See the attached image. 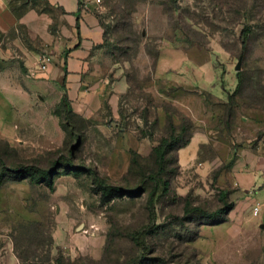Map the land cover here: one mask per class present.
Here are the masks:
<instances>
[{
  "label": "rangeland",
  "instance_id": "rangeland-1",
  "mask_svg": "<svg viewBox=\"0 0 264 264\" xmlns=\"http://www.w3.org/2000/svg\"><path fill=\"white\" fill-rule=\"evenodd\" d=\"M19 1L16 15L61 13ZM94 6L104 32L97 114L67 113L51 94L30 99L9 72L0 79V264H264V213L251 215L255 203L264 211V167L252 196L234 171L264 159V0ZM0 43L43 55L19 26ZM7 60L0 54V72ZM164 139L160 174L151 151Z\"/></svg>",
  "mask_w": 264,
  "mask_h": 264
},
{
  "label": "crops",
  "instance_id": "crops-1",
  "mask_svg": "<svg viewBox=\"0 0 264 264\" xmlns=\"http://www.w3.org/2000/svg\"><path fill=\"white\" fill-rule=\"evenodd\" d=\"M49 1L59 8L60 15L53 17L33 8H27L16 15L10 6L12 0H0V37L17 26L22 27L30 41L37 45V50L53 58L48 72L41 74L37 71V60L43 55L33 53L20 43L16 46L15 55L0 46L2 59L10 62L9 70L5 68L0 72V79L9 72L15 81V91L29 95L30 99L36 97L42 101L39 95L46 93L58 100L65 94L73 113L84 117L97 114L102 106L105 87L99 72L94 74L93 68L103 62L104 32L98 19L91 14V7L95 6L90 2H82V7H79L78 0ZM30 83L41 85V89L29 90ZM248 159V165L253 163L257 165L256 168L264 167V159ZM245 167L244 159L238 160L234 171L239 192L248 196L252 186L256 185V189L260 186L261 178L258 175L259 168L255 171L253 166H249L248 171ZM260 190H255L256 194ZM263 213L261 211L258 216L252 217L260 218Z\"/></svg>",
  "mask_w": 264,
  "mask_h": 264
},
{
  "label": "trees",
  "instance_id": "trees-1",
  "mask_svg": "<svg viewBox=\"0 0 264 264\" xmlns=\"http://www.w3.org/2000/svg\"><path fill=\"white\" fill-rule=\"evenodd\" d=\"M78 4H79V6L81 5V0H78ZM101 27H102V25H101ZM247 34H248V31L247 30H244L243 31V38H244V40H246ZM60 103L62 104V106L64 107V109H65V111L67 113H70L71 112L70 106H69V101H68L67 96L65 94L62 95V97L60 99ZM188 142L189 141H187L185 145H187ZM167 145H168V141L166 139H164V140H162L159 143L158 146H155L154 148H152V151H151V153H153L154 156H155V163H156V165H157V167L159 169L158 172L160 174L163 173V169H164L163 168L164 167V161H165L164 160V155H165V151L167 149ZM159 181L162 183L161 184V187L163 188V190H165L167 188V186H168V182L165 181V180H161V178L159 179ZM114 190L119 192L122 189L118 186V187H114ZM158 191H159V185H158V183L156 184V182H155V185L153 186V188H152V190L150 192V195H149V197H150V202L149 203H151L152 199L155 198V196L157 195ZM223 195H225L224 192H223ZM222 212H223V209H219V210H216V211L212 212L211 214H206V213H202V214H203V216L205 218L212 219L215 216L221 214Z\"/></svg>",
  "mask_w": 264,
  "mask_h": 264
},
{
  "label": "built area",
  "instance_id": "built-area-1",
  "mask_svg": "<svg viewBox=\"0 0 264 264\" xmlns=\"http://www.w3.org/2000/svg\"><path fill=\"white\" fill-rule=\"evenodd\" d=\"M101 0H95V1H89V0H85L83 2V4H88L89 2L95 5H99ZM53 61V58L51 55H43L40 56L39 59L37 60V71L38 73L44 74L46 72H48L50 65ZM261 212V205L260 203H255L251 209V214L252 216L256 217L259 215V213Z\"/></svg>",
  "mask_w": 264,
  "mask_h": 264
},
{
  "label": "water",
  "instance_id": "water-1",
  "mask_svg": "<svg viewBox=\"0 0 264 264\" xmlns=\"http://www.w3.org/2000/svg\"><path fill=\"white\" fill-rule=\"evenodd\" d=\"M240 62H241V59L238 60V63L235 66V71H239V69H240Z\"/></svg>",
  "mask_w": 264,
  "mask_h": 264
}]
</instances>
